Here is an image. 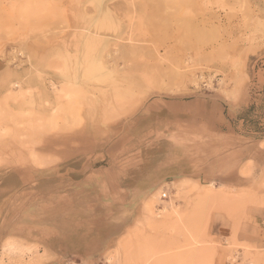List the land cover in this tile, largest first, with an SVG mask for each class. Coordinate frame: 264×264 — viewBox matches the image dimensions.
<instances>
[{"label": "rangeland", "instance_id": "rangeland-1", "mask_svg": "<svg viewBox=\"0 0 264 264\" xmlns=\"http://www.w3.org/2000/svg\"><path fill=\"white\" fill-rule=\"evenodd\" d=\"M167 94L223 101L233 131L190 153ZM258 142L264 0H0V264H264L209 228L264 191Z\"/></svg>", "mask_w": 264, "mask_h": 264}, {"label": "crops", "instance_id": "crops-1", "mask_svg": "<svg viewBox=\"0 0 264 264\" xmlns=\"http://www.w3.org/2000/svg\"><path fill=\"white\" fill-rule=\"evenodd\" d=\"M152 102L156 103V106L164 112L165 119H171L173 125L179 128L177 134L188 139L185 149L190 153L191 151L196 153L197 140L195 136L197 134H204L207 143V138L211 139L212 134L226 136L233 131L234 126L228 117L227 106L219 99L200 95L167 94L156 97ZM246 160L253 164L254 177H258L259 181H264V144L258 142L251 147ZM132 163V158H126L125 162L117 167V170L122 168L125 175L124 178L120 175L121 178H116L114 183H111L110 189L115 196L117 192L125 193L136 188L123 183L128 174L135 169ZM114 173H117L115 169ZM120 173L122 174V172ZM219 180L226 186L236 188L248 186L245 182L247 176L242 175L239 171L235 173L234 177ZM257 194L258 196L254 197L256 201L246 204L242 209L214 211L210 218L211 233L218 238H230L242 244L255 246L261 253H264V191L260 189ZM223 257L226 260V256ZM223 257L219 256L218 259L220 258L222 261ZM227 260L230 261L228 255Z\"/></svg>", "mask_w": 264, "mask_h": 264}, {"label": "bare ground", "instance_id": "bare-ground-1", "mask_svg": "<svg viewBox=\"0 0 264 264\" xmlns=\"http://www.w3.org/2000/svg\"><path fill=\"white\" fill-rule=\"evenodd\" d=\"M100 9H101V8H100ZM88 11H89V10H88ZM94 22H95V21H94ZM95 24H96V23H95ZM98 26H99V25H98ZM133 27H134V26H133ZM95 32H96V31H95ZM95 32L92 33V31H90V30H89V31H88V30H87V31H86V30H85V31L83 30V32H81V34L79 33V34L82 36V39H83L82 42H83L84 44H86V43L88 44V42H89L91 39H92V41H93L94 36H95V35L93 36V34H95ZM131 33H132V32H131ZM131 33H130V34H131ZM126 36H127V35H126ZM114 37H115V36H114ZM128 37H129V36H128ZM128 37H127V38H128ZM102 38H103V37H102ZM106 38H107V37H106ZM106 38H105V39H106ZM123 38H124V37H123ZM131 38H132V37H131ZM107 39H108V38H107ZM111 39H112V38H111ZM129 39H130V38H129ZM79 40H80V37H79ZM131 41H132V40H131ZM90 42H91V41H90ZM103 43H104V42H103ZM87 44H86V45H87ZM89 45H90V44H89ZM89 45H88V46H89ZM90 46H91V45H90ZM92 46H93V44H92ZM110 70H111V69H110ZM12 83H13V82H12ZM44 86H45V85H44ZM172 88H173V87H172ZM170 89H171V87H170ZM37 95H38V94H37ZM12 96H13V95H12ZM35 155H36V154H35ZM35 155H34V156H35ZM212 187H213V186H212Z\"/></svg>", "mask_w": 264, "mask_h": 264}]
</instances>
